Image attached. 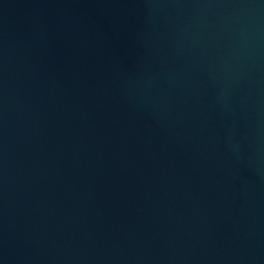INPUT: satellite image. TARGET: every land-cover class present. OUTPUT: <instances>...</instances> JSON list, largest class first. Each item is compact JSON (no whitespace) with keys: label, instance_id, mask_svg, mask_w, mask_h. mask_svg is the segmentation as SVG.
<instances>
[{"label":"water","instance_id":"water-1","mask_svg":"<svg viewBox=\"0 0 264 264\" xmlns=\"http://www.w3.org/2000/svg\"><path fill=\"white\" fill-rule=\"evenodd\" d=\"M0 264H264V0H0Z\"/></svg>","mask_w":264,"mask_h":264}]
</instances>
